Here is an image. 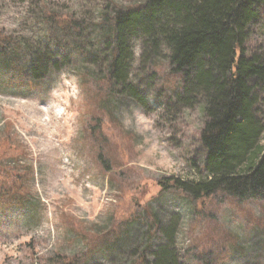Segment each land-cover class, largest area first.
Instances as JSON below:
<instances>
[{"label":"rangeland","instance_id":"obj_1","mask_svg":"<svg viewBox=\"0 0 264 264\" xmlns=\"http://www.w3.org/2000/svg\"><path fill=\"white\" fill-rule=\"evenodd\" d=\"M147 1L0 0V188L27 192L0 205V264H156L166 247L175 264H264V198L159 184L209 178L204 106L178 101L166 47L133 38L110 93L111 20ZM250 32L248 52H264V11Z\"/></svg>","mask_w":264,"mask_h":264},{"label":"trees","instance_id":"obj_2","mask_svg":"<svg viewBox=\"0 0 264 264\" xmlns=\"http://www.w3.org/2000/svg\"><path fill=\"white\" fill-rule=\"evenodd\" d=\"M263 11L264 0H148L116 12L111 20L109 34L114 40L108 38L115 46L107 75L111 94L127 84L131 42L143 35L156 52L161 47L168 50L173 71L181 79L178 101L204 106L201 142L207 152L208 180L189 185L164 178L159 182L162 188H174L194 200L217 192L240 200L264 198V148L260 145L264 119L258 112L264 92V52L250 53L246 48L250 26ZM15 46L2 63L17 74L23 71L16 64L22 48ZM11 185L0 188L1 206L13 203L14 197L27 199L23 188L15 182ZM153 224L157 230L161 225L157 218ZM112 240L120 237L113 235ZM169 249L157 252L156 264H175Z\"/></svg>","mask_w":264,"mask_h":264},{"label":"bare ground","instance_id":"obj_3","mask_svg":"<svg viewBox=\"0 0 264 264\" xmlns=\"http://www.w3.org/2000/svg\"><path fill=\"white\" fill-rule=\"evenodd\" d=\"M38 107V106H37ZM36 108V107H35ZM36 110H37V108H36ZM34 111V110H33ZM40 111V110H39ZM36 112H38V111H36ZM36 112H34V113H36ZM39 113V112H38Z\"/></svg>","mask_w":264,"mask_h":264}]
</instances>
